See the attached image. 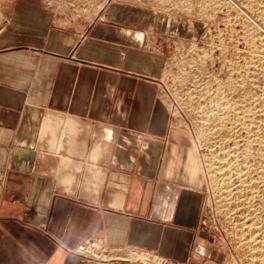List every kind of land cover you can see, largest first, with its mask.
Masks as SVG:
<instances>
[{
	"label": "crops",
	"instance_id": "1",
	"mask_svg": "<svg viewBox=\"0 0 264 264\" xmlns=\"http://www.w3.org/2000/svg\"><path fill=\"white\" fill-rule=\"evenodd\" d=\"M171 2L15 4L0 31V264H90L74 251L91 239L113 264H226L168 96L192 26Z\"/></svg>",
	"mask_w": 264,
	"mask_h": 264
},
{
	"label": "rangeland",
	"instance_id": "2",
	"mask_svg": "<svg viewBox=\"0 0 264 264\" xmlns=\"http://www.w3.org/2000/svg\"><path fill=\"white\" fill-rule=\"evenodd\" d=\"M20 1L0 0V31ZM45 1L74 14L84 3ZM169 6L193 26L175 45L168 96L200 150L206 226L226 238V264H264V0Z\"/></svg>",
	"mask_w": 264,
	"mask_h": 264
},
{
	"label": "built area",
	"instance_id": "3",
	"mask_svg": "<svg viewBox=\"0 0 264 264\" xmlns=\"http://www.w3.org/2000/svg\"><path fill=\"white\" fill-rule=\"evenodd\" d=\"M206 223V222H205ZM216 231V230H215ZM219 231V230H218ZM213 234L217 236V233L214 232ZM218 237V236H217ZM220 242L226 243V238L221 240ZM227 244V243H226ZM116 249H113L106 245L104 242L91 239L79 246L75 251L74 255L85 263L90 264H113L117 260L116 258L111 257ZM143 264H176L168 260L167 258L160 256L154 253H147L146 259Z\"/></svg>",
	"mask_w": 264,
	"mask_h": 264
}]
</instances>
